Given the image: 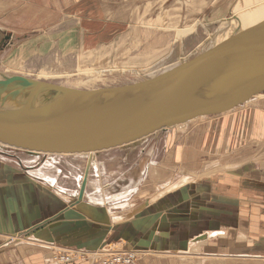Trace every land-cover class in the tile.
<instances>
[{"label": "crops", "instance_id": "crops-1", "mask_svg": "<svg viewBox=\"0 0 264 264\" xmlns=\"http://www.w3.org/2000/svg\"><path fill=\"white\" fill-rule=\"evenodd\" d=\"M235 122L245 132L249 128L250 142L257 143V138L264 137L260 128L264 127V105L243 109L240 119L224 116L186 130L168 129L150 137L148 146L144 142L98 152L99 172L110 182L109 188L115 187L111 180L118 177L123 191L138 193L139 184L149 189L137 194L136 208L131 194L112 199L109 203H124L116 207L128 205L112 214L104 199V204L90 200L69 209V201L66 205L61 197V191L67 190L50 185L41 167L0 172V264H55L56 250L70 248L137 251L141 264H192L187 259L192 246L207 256L194 264H245L264 258V158L223 159L249 142L244 134L241 143L230 145ZM213 135L219 138L211 142ZM260 144L264 146V140ZM170 156L171 163L180 157L182 164H167ZM117 166L122 170L117 172ZM155 186L166 191L154 192ZM204 233L217 235L191 245Z\"/></svg>", "mask_w": 264, "mask_h": 264}, {"label": "rangeland", "instance_id": "rangeland-1", "mask_svg": "<svg viewBox=\"0 0 264 264\" xmlns=\"http://www.w3.org/2000/svg\"><path fill=\"white\" fill-rule=\"evenodd\" d=\"M240 1L194 0L188 3L187 0H86L82 3V0H0V29L2 30L0 73L6 77L25 76L46 83L70 88L80 87L82 90L89 91L122 89V87L151 81L178 71L184 64L205 55L207 53L205 48L208 49L210 44H214L216 36H220L219 33L225 26L240 14L239 9L242 8V4L238 3ZM26 9L27 14H25ZM246 26L240 29L241 33L238 32L240 43L244 36L246 42L253 40L249 39L250 36L257 38L264 27V22L250 33L247 32ZM6 36H9L10 40L6 41ZM225 38L231 37L225 36ZM227 46L229 41L222 47L218 46L216 52L222 51ZM214 49L209 53L215 52ZM41 71L56 77L41 78L39 77ZM258 105H264V95L255 96L246 105L235 108V111L230 110L226 114L211 116V118H200L186 125L176 126L173 131L190 129L197 123H209L211 120L216 121L217 118L224 116L228 120L240 119V112L243 109L255 108ZM235 124V133L230 137V145L233 147L241 143L244 134V139H248L249 142L244 143V147L234 154H224L223 159L229 161L243 158L245 160L248 155H251L254 160L262 161L264 146L260 143L263 142L264 137L257 138V143L253 144L248 138L249 128L245 132L238 122ZM260 128L264 131L262 124ZM196 138L193 136L192 140L195 141ZM215 138L217 136L213 135L211 142L216 140ZM150 141L151 138H148L143 142L148 146L152 143ZM15 157L16 160L13 159ZM171 159L170 156L169 162L166 163L182 164L180 157L177 160L173 159V163L170 162ZM41 162L43 169L41 174L46 176L50 185L70 191L80 189L85 166L88 163L85 155L52 154L41 157V155L33 156L15 149H0L1 173L8 170L21 171L20 165L23 164L38 168ZM119 170H122L121 166L116 167V171ZM90 173L87 188L89 200L92 202L102 198L107 205L112 199L118 201L131 194L132 205L136 208V205L140 204V199L135 198L137 194L141 195L149 191L147 187L141 188L140 184L137 187L138 193L133 189L123 191L125 187L118 186V180H120L118 177L111 180L115 182L112 185L115 187L110 186V189L108 186L110 182L104 178L102 172H99L98 165L96 169H91ZM131 175L134 176L133 173ZM44 176L41 177L45 178ZM147 181L150 182V178H146ZM142 184H144V178ZM154 189V192L166 191L156 186ZM61 197L64 198H62L63 203L71 201L69 196L61 195ZM17 240L22 242L20 237ZM192 247L188 249L189 258L187 259L192 264L194 260L204 261L206 255L203 250ZM98 250L96 249L95 252ZM114 251L101 252L104 255ZM139 255L138 253V257ZM245 262V264H264V258Z\"/></svg>", "mask_w": 264, "mask_h": 264}, {"label": "water", "instance_id": "water-1", "mask_svg": "<svg viewBox=\"0 0 264 264\" xmlns=\"http://www.w3.org/2000/svg\"><path fill=\"white\" fill-rule=\"evenodd\" d=\"M206 54L178 71L122 89L78 90L5 76L0 81V149L66 156L139 146L153 135L222 115L264 93V37ZM44 95L49 100L38 103ZM90 165L80 192H68L75 205L89 201ZM112 203L110 214L128 206ZM209 234L192 245L209 240Z\"/></svg>", "mask_w": 264, "mask_h": 264}, {"label": "bare ground", "instance_id": "bare-ground-1", "mask_svg": "<svg viewBox=\"0 0 264 264\" xmlns=\"http://www.w3.org/2000/svg\"><path fill=\"white\" fill-rule=\"evenodd\" d=\"M188 1V3L191 1V0H187ZM194 0H192L190 3H192ZM238 3H241L242 4V8L240 7V9L239 10H241V12H240V14H238L236 17H234L230 22L231 23H229V24H227L226 26H225V28H224V30L221 32V33H219V35L220 36H216L215 38V40H214V44H210L209 45V48L208 49H206L205 48V52H207V54L206 55H208L209 54V51L210 50H212V49H214V51L216 52V50L219 48V47H222L224 44H226V42H228L229 41V46H227V47H230V46H232V45H238V44H242L244 41H245V36H244V39H243V41L240 43V36H239V34H238V32L240 31V29H242L243 27H245L246 25V27H247V32H253L255 29H256V27L260 24V23H262V22H264V0H241L240 2H238ZM236 6V5H235ZM239 6V5H238ZM237 10V9H236ZM233 12V10L231 11V13ZM239 12V11H238ZM231 15V14H230ZM230 18V17H229ZM144 27V26H143ZM170 28V27H169ZM168 28V29H169ZM149 30V29H148ZM253 30V31H252ZM188 31V30H187ZM143 32V31H142ZM141 32V33H142ZM146 32V31H145ZM186 33V32H185ZM193 33V32H192ZM240 33V32H239ZM0 35H1V32H0ZM225 36H229V37H231V38H225ZM145 37V36H144ZM247 37H249V36H247ZM261 37H264V27L262 28V30H261V32L257 35V38H261ZM257 38H255V37H252L251 39H257ZM13 40V39H12ZM144 40V39H143ZM6 41H8V40H6ZM246 42V41H245ZM244 42V43H245ZM145 43V42H144ZM139 44H140V42H139ZM141 44H143V43H141ZM206 45V44H205ZM138 46H142V45H138ZM219 46V47H218ZM137 47V46H136ZM217 47V48H216ZM61 48H63V47H61ZM46 51V50H45ZM205 54V53H204ZM111 69V68H110ZM116 69V68H115ZM132 70V69H131ZM7 71V70H6ZM23 71V70H22ZM110 71V70H109ZM119 71V70H118ZM121 71V70H120ZM138 71V70H137ZM100 72V71H99ZM136 72V71H135ZM88 74V73H87ZM27 75H29V74H27ZM137 75V74H136ZM43 76H44V78H46V77H49V76H51V74L50 73H47V72H44V71H41L40 72V74H39V77H41V78H43ZM46 76V77H45ZM52 76H54V77H56V75H52ZM51 76V77H52ZM99 76H100V74H99ZM25 77V76H24ZM4 78H5V76L3 75V74H1L0 73V81L1 80H4ZM28 78V77H27ZM31 79V78H30ZM36 80H39V79H36ZM79 80V79H78ZM39 81H41V80H39ZM99 81H101V80H99ZM79 85V84H78ZM72 88H74V89H81L80 87L78 88V87H72ZM264 94H259V95H257L258 97L259 96H263ZM48 96L47 95H45V96H42V97H40L39 99H38V103H42V102H46L47 100H49L48 98H47ZM244 105V104H243ZM245 105H246V103H245ZM242 106V105H241ZM238 109V108H237ZM226 113H228V111L226 112ZM226 113H224V114H226ZM200 119V118H199ZM192 122V121H191ZM191 122H186L187 124L188 123H191ZM185 124V123H184ZM174 129H175V127H173ZM172 129V128H171ZM136 146V145H135ZM3 147H5V149L4 150H6V149H15L16 151H19L18 149H16V148H14V147H11V146H3ZM115 149H118V148H115ZM8 151V150H7ZM23 151V150H22ZM110 151V150H109ZM98 152H100V151H96V153H81V154H76L75 156H81V155H85L87 158H88V163H87V167H86V170H87V168H88V166H89V163L91 162V165H90V168H89V171H88V173L90 172V170L91 169H96V167H97V157H96V155L98 154ZM3 154H4V152H2ZM6 154V153H5ZM40 155H41V157H44V156H51V154H44V153H40ZM54 155H58V154H54ZM60 156H63V155H60ZM65 156V155H64ZM13 159H17L16 157L15 158H13ZM44 159V158H43ZM20 169H21V171H25V172H27V170L29 169V168H26L25 166H23V165H20ZM86 170H85V174H84V176L86 175ZM89 176H90V173L88 174V178H89ZM83 179H84V177L82 178V181H83ZM82 181H81V184H82ZM88 179H87V184H86V194L88 195V198H89V194H88ZM81 184H80V186H79V188L81 187ZM80 190H81V188L78 190L79 192H80ZM108 190V189H107ZM67 193L68 192H70L71 194H73V193H75V191H66ZM61 193V192H60ZM70 193H68V194H64V195H66V196H69L70 197V199H71V201H69L68 203H69V205H68V208L70 209V208H72V207H74V206H76L75 205V202H76V200L77 199H73V196H71V195H69ZM101 203H103L104 204V202L102 201L103 199L101 198V199H98ZM90 201V200H89ZM91 202V201H90ZM91 203H93V202H91ZM97 203V202H96ZM214 235V234H213ZM204 238V236H202L201 238H200V241L202 240ZM199 241V240H198ZM191 243H193V242H196V240L194 239V240H192V241H190ZM57 252H56V254H55V256L53 257V261L55 262V257L56 256H58V255H63V256H68V255H70V256H72L71 258H70V261H71V263H73V262H76V261H79L78 259H76V258H74V256L72 255V252H78V253H84V252H82V251H79V250H73V249H63V251H61V250H56ZM128 251H130V250H128ZM127 251V252H128ZM116 252L117 251H114L113 253H110V254H104V256H106V257H112V256H114V254H116ZM118 252H123V251H118ZM131 252H135V251H131ZM136 256H137V258H138V253L136 252V253H134ZM90 259H91V257H90ZM73 261V262H72Z\"/></svg>", "mask_w": 264, "mask_h": 264}, {"label": "built area", "instance_id": "built-area-1", "mask_svg": "<svg viewBox=\"0 0 264 264\" xmlns=\"http://www.w3.org/2000/svg\"><path fill=\"white\" fill-rule=\"evenodd\" d=\"M70 249L78 250V248H70ZM82 252L84 253L72 252V255L74 256V258L78 259L81 262H85L86 260H89L91 257L93 260L92 264H141L140 260L134 254L136 252H131V251L118 252L117 251L116 254H114V256L112 257L104 256L101 251L88 252L87 250H85ZM71 257L72 256L70 255L66 257L63 255H58L55 257V264H70Z\"/></svg>", "mask_w": 264, "mask_h": 264}, {"label": "flooded vegetation", "instance_id": "flooded-vegetation-1", "mask_svg": "<svg viewBox=\"0 0 264 264\" xmlns=\"http://www.w3.org/2000/svg\"><path fill=\"white\" fill-rule=\"evenodd\" d=\"M14 160H16V159H14ZM43 160H44V159H43ZM43 160H42V162H43ZM44 161H45V160H44ZM42 162L38 165V168L42 166ZM23 166H25L26 168H29V169H38V168H36V167H30V166H27V165H24V164H23Z\"/></svg>", "mask_w": 264, "mask_h": 264}]
</instances>
